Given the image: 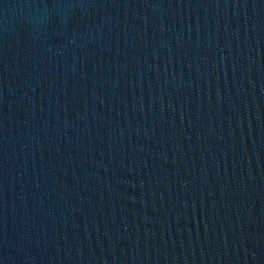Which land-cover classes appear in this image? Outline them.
<instances>
[{"label": "water", "instance_id": "95a60500", "mask_svg": "<svg viewBox=\"0 0 264 264\" xmlns=\"http://www.w3.org/2000/svg\"><path fill=\"white\" fill-rule=\"evenodd\" d=\"M0 264H264V0H0Z\"/></svg>", "mask_w": 264, "mask_h": 264}]
</instances>
